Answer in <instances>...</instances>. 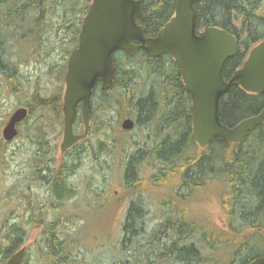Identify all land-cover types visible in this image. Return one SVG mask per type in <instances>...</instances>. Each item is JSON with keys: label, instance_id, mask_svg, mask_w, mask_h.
I'll return each mask as SVG.
<instances>
[{"label": "trees", "instance_id": "trees-1", "mask_svg": "<svg viewBox=\"0 0 264 264\" xmlns=\"http://www.w3.org/2000/svg\"><path fill=\"white\" fill-rule=\"evenodd\" d=\"M139 1L145 15L144 33L154 36L173 16L176 0ZM43 5L42 0H0V38H12L24 28L29 34L28 17L34 14L37 23ZM195 9L198 32L217 27L237 40L235 54L223 66L227 79L242 65L250 48L264 38V0H197ZM114 65L111 87L104 90L98 83L92 92L88 137L67 151L69 157L59 164L49 135L62 124L61 96L35 94L28 102L29 115L21 126L35 151L19 187L32 212L31 223L41 229L33 245L37 264H247L262 255L264 249L254 255L253 248L255 243L264 244V122L239 143L214 138L200 149L192 137L190 95L170 53L154 57L140 48L132 56L116 51ZM219 104L222 123L231 127L258 114L264 108V94L232 86ZM125 118L133 121L132 129L118 127ZM73 131H81L79 117ZM93 136L95 142L85 146ZM85 154L106 164L107 170V160L112 161L128 194L119 230L107 248V259L101 261L79 258L82 248L66 231V221L58 216L46 220L41 212L45 204L53 212L61 211L65 201L76 195L67 178L77 172ZM147 168L151 174L146 178ZM173 176L177 179L173 192L158 198V206L152 209L148 184L167 187L173 184ZM214 184L222 190L223 227L193 216L188 209L193 192ZM33 186L46 189L43 202L32 199ZM12 194L0 195V205L6 210L0 218V264L23 246L22 264H28L32 247L24 245L26 221L19 216L12 220L9 210L16 198ZM29 201L39 203L40 208Z\"/></svg>", "mask_w": 264, "mask_h": 264}, {"label": "water", "instance_id": "water-1", "mask_svg": "<svg viewBox=\"0 0 264 264\" xmlns=\"http://www.w3.org/2000/svg\"><path fill=\"white\" fill-rule=\"evenodd\" d=\"M196 1L176 0L173 16L156 35L148 37L143 26L136 23L137 17H145L139 0H91L64 75L60 154L87 137L92 91L97 83L104 90L111 87L116 70L113 54L117 50L128 56L134 55L138 48L154 57L171 54L190 95L192 137L200 148L214 138L239 143L248 132L264 122L263 108L258 114L228 127L221 121L219 104L220 98L232 86H239L248 93L264 94V38L250 48L242 65L225 79L223 66L235 54L237 40L231 33L217 27L198 32ZM78 106L83 130L74 133L72 124ZM26 116L24 107L11 113L1 132L5 141L17 135L16 125ZM133 125L130 118H125L120 127L129 130ZM24 256L25 246L14 252L5 264H22ZM247 264H264V253Z\"/></svg>", "mask_w": 264, "mask_h": 264}, {"label": "rangeland", "instance_id": "rangeland-1", "mask_svg": "<svg viewBox=\"0 0 264 264\" xmlns=\"http://www.w3.org/2000/svg\"><path fill=\"white\" fill-rule=\"evenodd\" d=\"M85 3V0H46L44 4L48 10L45 15V23L43 22L45 26L41 25L43 27V43L40 44L41 39L39 44L37 40L35 41L34 56H29L31 60L29 61V74H24L18 80L15 79V82L20 81V84L16 86L4 78L0 82V195L11 191L16 196L9 212L14 215L12 220H16V217L19 216L26 221L24 228L27 238L24 245L32 247V250L27 254L28 264H37L36 248L33 245L39 240L41 229L31 223L32 212L28 209L29 205L23 195V188L19 187V182L30 170L29 161L35 151V145L21 125L18 128L21 129V134L10 141H5L2 138L1 130L9 115L17 107L27 106L31 95L36 94L42 98H48L59 93L62 97L64 72L61 71V66L64 58L61 60L58 51L70 49L73 37L72 28L66 31L62 25L63 22L73 20L78 9L82 8ZM28 35L34 39L37 37V34L32 32ZM28 42L30 41L26 38L21 41L20 48L23 53L26 52ZM123 120L120 119L118 127ZM56 131L57 133L55 130L51 131L49 139L55 147L52 151L53 157L59 164L69 156H66V153L61 155L59 150L62 124L56 128ZM95 138L96 136H93L92 139H88L85 146L94 143ZM68 151L71 152L72 148ZM199 151L200 149L197 148L196 153ZM81 161L82 164L77 172L67 178V182L76 189V195L65 201L61 211L53 212L45 204L41 208V212L44 213L46 220L51 216H58L66 221V231L71 233L72 239H75L82 248L83 252L80 253L79 258L89 262L94 258L98 261L106 260L108 257H106L107 248L110 247L119 230L120 214L128 199L127 190L123 187L119 172L112 161L107 160L110 170H107L106 164L94 162L88 154H85ZM144 171L143 175L147 178L151 171L148 168ZM171 181L173 184L167 187H153L147 183L146 194L148 195L147 199L152 201L150 204L152 209L158 206L156 204L158 198L173 192L177 182L176 177L173 176ZM102 183L105 185L96 189V186ZM31 190L33 200L43 202L46 199L47 191L44 187L33 186ZM221 196L222 190L217 184L199 188L191 194V200L187 203L188 209L193 216L217 227H223ZM33 204L40 208L39 203ZM5 211V207L0 205V218L6 215ZM263 249L262 242L255 243L253 254L256 255Z\"/></svg>", "mask_w": 264, "mask_h": 264}, {"label": "flooded vegetation", "instance_id": "flooded-vegetation-1", "mask_svg": "<svg viewBox=\"0 0 264 264\" xmlns=\"http://www.w3.org/2000/svg\"><path fill=\"white\" fill-rule=\"evenodd\" d=\"M45 1L46 0H42V2H44V3H45ZM85 2L86 3L82 6V8L78 9V11H77L78 13L75 16V18L73 20H68L67 22H63L64 24L62 25V27L66 31L72 28V35H73V37L71 38V44H72L71 48L67 49L65 51H60V50L58 51V53L61 55V60H62V58H64V60L62 61L63 65L61 66V71L64 72V75H65L66 70H67L68 58H69L71 52L77 46V36H78L79 30L81 27V22H82L84 15L87 13V11L89 9V5L91 3V0H85ZM47 10H48V8L44 4L41 15H40V19H39V21H37V23H34V19H33L34 14L31 13V17H28L27 22L30 25L29 33H31V32L36 33L37 37L35 39L32 36H29L28 32H27V34H25L26 29H24L23 31H20V34H17L16 36H14L12 38H8V37H4V38L1 37L0 38V47L3 46V49L0 50V82H1V79L4 78V79H7L8 82H12V84L13 85L15 84V86H16V85L20 84V81L15 82V79L18 80L19 77H23L24 74H26V75L29 74V67H30L29 61H31L30 57L34 56V53H33L34 47L33 46L35 45V41L37 40V43L39 44L40 39H41L40 44L43 43V38H44L43 37V27L41 25H44L43 22L45 23V15L47 13ZM32 11L33 10L31 9V12ZM141 11H142V8H141ZM142 13H143V11H142ZM144 19H145V17H144ZM144 19L137 17L136 23L141 25V22ZM25 38L29 39L30 42L27 43L26 52L23 53V50L20 48V44H21V41ZM133 43H137V41L133 40ZM38 51H37V53H38ZM118 51L125 53L122 50H117V52ZM113 58H114V54H113ZM63 80H64V78H63ZM32 96L33 95H31V98H32ZM19 107H25L27 109L28 114H29V103H27V106H19ZM19 107H17V108H19ZM90 110H91V105H90ZM90 110H89V113H90ZM78 117L81 119L79 106L77 107V115H76L75 119ZM21 123L22 122L18 123L17 127H19V125ZM81 129H83L82 122H81ZM78 133H80V131Z\"/></svg>", "mask_w": 264, "mask_h": 264}, {"label": "bare ground", "instance_id": "bare-ground-1", "mask_svg": "<svg viewBox=\"0 0 264 264\" xmlns=\"http://www.w3.org/2000/svg\"><path fill=\"white\" fill-rule=\"evenodd\" d=\"M25 29V28H24ZM21 30V29H20ZM23 30V29H22ZM27 31V30H26ZM28 32V31H27ZM22 33V32H21ZM19 37V36H18ZM75 148V147H74ZM46 164V163H45ZM43 177V176H42ZM28 184V183H27ZM43 184V183H42ZM25 185V184H24ZM30 185V184H29ZM45 185V184H44ZM28 188V187H27ZM48 189V188H47ZM26 190V189H25ZM25 192V191H24ZM29 192V191H28ZM13 196V194H12ZM36 208V207H35ZM37 209V208H36Z\"/></svg>", "mask_w": 264, "mask_h": 264}]
</instances>
